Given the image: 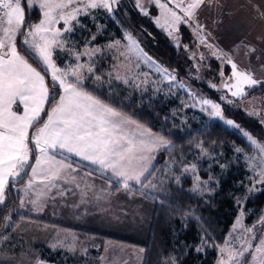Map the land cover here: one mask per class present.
I'll return each mask as SVG.
<instances>
[{"label":"snow or ice","instance_id":"6c2138e0","mask_svg":"<svg viewBox=\"0 0 264 264\" xmlns=\"http://www.w3.org/2000/svg\"><path fill=\"white\" fill-rule=\"evenodd\" d=\"M118 2L119 0H37L43 18L39 23L26 25L22 3L32 7V0H0V203L5 202L8 186L13 181L22 179L28 168L31 172L23 190L28 192L40 186L44 189L38 199L31 201L37 211H42L48 200L55 201L57 196L66 197L73 190L63 187L61 181L76 171L66 162L74 159L94 171L100 170L102 175L110 174L115 178L116 184H122L124 190L136 185L142 196L160 202L156 195L159 192L157 184L154 180L148 183L145 181L152 175V153L168 150L171 143L152 133L150 129L143 128L110 103L86 91L87 79L94 78L99 82L103 77L95 75L94 62L81 63L80 60L84 56L91 58L99 49L77 54L74 51L75 45L66 47L71 44L66 34L73 32V22L78 24L81 14L90 15L92 10H104L115 19ZM206 4L207 0H154L153 6L165 18V23L170 27L169 34L173 30L178 31V26L181 25L194 26L199 44L212 49L214 55L218 53V58L225 60L231 67V76L222 81L223 89L232 97H241L245 94L244 86L251 89L264 84V80L254 78L250 71L241 70L228 52L212 43L214 38L210 30L199 22L198 16L199 9ZM137 6L143 11L140 0H137ZM260 15L264 16V12H260ZM61 22L63 29L57 27ZM20 36H23L20 44L25 48V53L18 50L17 40ZM124 39L130 41V46L140 53L144 63L167 78L170 92L171 87H176L187 93L186 82L178 80L174 71L158 65L139 48L130 33ZM94 40L95 37L92 42ZM109 47L123 48L128 45L114 43ZM244 47L246 57L256 51L254 47ZM59 50L71 53L76 62L59 67L54 58V52ZM195 55L193 53V57ZM32 57H35L36 66ZM203 58L201 54L200 59ZM220 75L223 77V71ZM124 83L129 81L125 80ZM209 86L220 90L216 84ZM188 94L194 101L193 106L199 103L201 110L207 111L209 117L218 118L236 129L240 128L234 121L224 120L221 103L204 97L197 99L195 91ZM220 101L232 102L226 96H221ZM243 135L264 158V143L247 132ZM235 151L240 153L242 149ZM32 158L34 164L30 163ZM246 163L252 173L248 177L252 185L246 189L248 196L264 191V159L257 162L256 157L246 156ZM217 166L222 170L226 168V165ZM190 170L197 173L196 165H192ZM72 179L74 181L75 177ZM212 184L218 185L219 180L214 176L204 180L197 173L190 191L200 196L212 194L216 190L211 187ZM240 186H243V182ZM76 187L79 188V184ZM91 187L86 185V189ZM53 189H56L57 195H47ZM12 190L21 191L16 188ZM246 199L247 196L244 197ZM237 203L238 207H244L239 201ZM23 206L22 201L21 208ZM194 211L195 209H189V213ZM185 219L197 218L186 213ZM259 225H264V217L252 228H244L240 217H237L232 231L224 241V247L219 249L221 259L217 264H264V232ZM236 231L241 234L233 238ZM206 244L207 239L201 237V247L195 250L202 252ZM225 256L226 260L223 258ZM163 264L180 262L169 258Z\"/></svg>","mask_w":264,"mask_h":264},{"label":"rangeland","instance_id":"374dc122","mask_svg":"<svg viewBox=\"0 0 264 264\" xmlns=\"http://www.w3.org/2000/svg\"><path fill=\"white\" fill-rule=\"evenodd\" d=\"M120 1L125 0H119V2ZM126 1H131L142 14L147 12L145 15L149 16L153 23L166 33L173 45L183 50V55L185 58L184 62H187L190 65L191 69L188 71L192 74L189 76L187 73L181 77H177V79L186 82L187 93L186 91L180 90L176 87H171L170 92V85L167 78L161 74H157L154 67H149L148 64L143 62L140 53L135 48L130 46V41L124 39L128 32L123 27H121L116 16L115 19H113L104 10H92L90 15L81 14L78 17L79 23L77 24L76 22H73V32L66 34L67 39L71 41V44L67 45L66 47L70 48L75 45L74 51L77 54L89 51L91 49H99V51L91 58L87 56L81 57L80 62H94L95 75L102 76L103 79L99 82L94 78L87 79L86 81H89L90 84L96 88L110 87L114 83L120 84L126 89V98H136L139 105L146 104L150 101L162 100L165 101V103L167 101H171L172 103H169L172 106L170 112V121L174 129L198 131L199 129L204 128V125L208 124L210 121L216 120L229 128L239 131V133L242 135L244 132H247L257 141L264 143V92H262L264 91V84L257 85L255 86L256 88L253 87L251 89L247 88V86H244L245 94L243 96L232 97L229 92L223 89L222 85V81L227 80L231 76L232 70L230 65H227L225 60L219 59L218 53L214 55L212 49L199 44L198 38L192 26H178V31L173 30L171 31V34H169L170 27L165 23V18L160 15L158 8L153 6L154 0H140V3L143 5V11L137 6V0ZM162 2H164V0H162ZM221 2L229 6L230 4L231 6L238 4V6L233 7L232 9L227 8L224 11H216L215 14L221 13L223 16L220 21H218V24H216V28L214 29L215 31L211 33L212 37L214 38L212 43L218 44L219 47L224 49L229 54H232L235 57V61L238 63V67L240 65L239 57L241 56L243 64L240 65V69L241 66H245L247 69H249L248 62L251 60V65H253V67L263 71L261 74H259L257 79L264 80V67H262L264 66V16L260 15V12H264V0H217V5H222ZM32 4V7H28L26 4L22 3V7L25 5L24 8H27L28 10H32L33 8L37 9L39 18L36 21L28 22L27 25L39 23V21L43 18L42 10L39 8L37 0H32ZM257 9L260 11L258 12ZM215 23H217V21H215L214 24ZM57 27L63 29V22H61L60 25H57ZM93 37H95L94 42H92ZM132 37L137 41L139 48L147 53L139 44L138 40L134 36ZM22 39L23 36H20L19 40ZM240 39H244L245 41L243 40L244 42H242ZM249 41L250 43L248 44L247 42ZM114 43L128 45V47H109ZM185 45H187V47H184ZM235 45L236 47H239H237V50L236 47L235 50H232L231 47H234ZM244 45L254 47L256 51L250 53L246 57V48ZM121 53H124V55H121ZM193 53L196 54L195 57H193ZM201 54L204 57L203 59H200ZM148 56H150L158 65L165 68L157 59L149 54ZM257 57H259V60ZM54 58L56 59L59 67H64L68 63L74 64L76 62L71 53L64 50L55 51ZM222 64L224 67H222ZM222 71L224 74L223 77L220 75ZM125 80H128L129 83L125 84ZM210 84H216L217 88L220 90L217 91L212 89L209 86ZM193 91L197 93V99L204 97L214 102L221 103V110L224 120H232L235 124H238L240 128L236 129L230 125H226L224 121L219 120L218 118L209 117L207 111L201 110V105L199 103H195V106H193L194 101L188 94ZM221 96H226L227 100L232 102H221ZM237 109L241 110L244 116L254 118L257 120V122H259L263 128L262 136L259 137L254 135L233 117L228 116L227 113L232 114ZM127 117L130 118L129 116ZM137 124L141 125L143 128H146L138 122ZM151 132L157 134L153 131ZM243 137L250 145L247 137L244 135ZM163 139L169 141L164 137ZM170 143L173 145L172 142ZM251 147L252 150H243L239 146L230 145L228 149L220 148L217 152L204 148L202 142L199 141L195 145L194 159L181 166V171L179 174L175 173L173 177L177 179L180 176L188 175L192 178L194 186L196 174L198 173L200 176L199 172L201 171L200 168L202 167L204 168L206 177L202 178L200 176V178L204 180H207L209 176H214L219 180L222 174H226L228 171H231L235 174L239 173L241 177L239 181L240 184H238L241 185V182H243L242 187L245 189V194L239 203L244 204V197L248 195L246 189L252 186L248 179L252 173L248 170L246 156L256 157L257 162H260L262 159H264L261 157L259 151L254 148V146ZM236 149H242V152L237 153L235 151ZM72 163H77L80 166L87 168L84 164L78 163L75 159L72 160ZM192 165H196L197 173H193L190 170ZM217 165H226V168L222 170ZM240 166H242V169H239ZM169 168H171V166H169ZM186 168L189 169V171L185 172L184 169ZM88 169L93 170L91 167H88ZM94 172H87L88 178L82 174H78L76 176L81 179H88V181L92 180L93 176L96 178L97 174H100V176H105L101 174L100 170H96ZM99 178L104 180L103 182H106L107 184H111L110 179H113L110 175L105 176L104 178L106 179L103 177ZM216 186V184L211 185L212 188ZM246 216L247 213L245 212L244 208L239 207L238 213L234 218L226 238H228L230 231H232L233 224L237 221V217H240L244 228H252L254 224H257V222L262 217H264L262 214L255 221L248 224L246 223ZM24 225L26 226L25 228H23ZM31 226L27 222L22 223L20 226L18 225L12 233L13 238H19V230L23 228L24 231L26 230V233H23V236L27 241H29L28 239L31 238L32 235L37 240L44 242L50 241L51 239H57L59 237H63L64 239V234H61L59 230H37ZM259 228L262 232H264V225H259ZM240 234L241 233L239 231L234 232L233 238L239 237ZM108 235H113L114 237L120 238L128 237L113 232L109 233ZM4 242L5 241L0 240V264H47L45 261L40 259V256L32 254V252L29 255L25 252L23 253L26 255L19 252V244L16 247V244L11 243L8 245ZM25 246H27V244ZM222 247H224V243L220 246H217V258L213 264H217L218 260L221 259L219 249ZM113 253L114 251L111 248L104 250V253L102 252L104 258L103 262H107L108 256L110 257ZM223 258L225 260L227 259L226 256ZM248 259L251 260V257ZM136 262L137 264H141V256L137 258Z\"/></svg>","mask_w":264,"mask_h":264},{"label":"trees","instance_id":"16d2710c","mask_svg":"<svg viewBox=\"0 0 264 264\" xmlns=\"http://www.w3.org/2000/svg\"><path fill=\"white\" fill-rule=\"evenodd\" d=\"M25 15L26 25L39 18V13L34 8H25ZM115 16L121 27L134 36L142 48L165 68L174 71L177 77L192 74L188 71L191 69L190 65L184 62L183 50L175 47L166 33L159 29L149 16L142 14L131 1H120ZM19 42L18 38V50L25 53ZM31 60L36 66L35 58L32 57ZM85 89L173 144L168 150H159L154 154L152 175L145 181L148 183L154 180L159 188L156 195L160 201L150 198L153 201V210L147 240L144 243H134L97 235L98 240L88 249L90 257L97 258L101 254L104 239H114L142 247V264H163V261L169 258L179 261L180 264H213L217 258L216 248L224 243L238 213L237 202L245 194V189L239 185L241 176L231 171L223 173L219 184L214 187L215 192L204 196L190 191L193 187L190 176L178 177L179 182L173 176L175 173L179 174L181 166L194 159L195 145L199 141L204 148L217 152L220 148L228 149L230 145L239 146L243 150H252V147L239 131L216 120L210 121L198 131L174 129L170 121L171 101H150L139 105L136 98L127 99L126 89L116 83L110 87L96 88L86 81ZM227 114L254 135L262 136L263 128L254 118L244 116L238 109L232 114ZM239 169H242V166ZM200 170V176L205 178L204 168ZM11 185L12 183L5 191V202L0 203V240L21 217L17 212L19 195L11 189ZM243 205L247 213L246 223H252L264 215V191L247 195ZM189 209L195 211L189 213ZM186 213L197 219H185ZM201 237L207 239V244L203 251L198 253L195 249L201 247Z\"/></svg>","mask_w":264,"mask_h":264},{"label":"crops","instance_id":"0c3cea01","mask_svg":"<svg viewBox=\"0 0 264 264\" xmlns=\"http://www.w3.org/2000/svg\"><path fill=\"white\" fill-rule=\"evenodd\" d=\"M221 4L217 5V0H207L206 6H202L198 11L199 22L206 25L211 33L215 31L216 24L223 16L221 13L215 14L216 11H224L227 8L232 9L238 6V4L235 6L230 4L229 6L222 2ZM215 21L217 23L214 24ZM189 26L194 28L193 25ZM243 40L240 39V41L244 42L245 40ZM247 43L249 44L250 41ZM236 45L231 47V49L235 50ZM229 55L237 63L235 57L232 54ZM239 59L240 65H242L241 56ZM248 67L249 69L241 66V70L250 71L254 78H258L259 74L263 72L253 67L251 60L248 62ZM156 152L152 153V156ZM66 162L70 163L71 167L76 169V171L70 176L64 177L61 185L72 189L75 194L69 192L64 198L57 196L55 201L48 200L42 211H37L31 201L38 199L39 194L44 192L43 186L30 189L28 192L23 190L29 179L30 168L27 169L22 179L12 182L11 189L21 190L17 192L19 195L17 212H19L21 217L15 226L4 234L3 237H7V239L2 237L1 240L8 245L11 243L16 244V247L19 244V252L22 254L25 252L28 255L32 252V254L40 256V259L47 264H137V258L140 256L142 264L144 249L122 241L114 239L103 240L102 252L104 253L107 248H111L114 251L110 257L108 256L107 262H103L102 252L97 258L90 257L88 249L89 246L98 240L97 235L114 237L113 235H108L111 232L128 236L127 238H115L134 243H144L149 234L153 201L142 196L136 185L124 190L122 184H116L115 178L110 174L108 175L113 178L110 179L111 184L104 183V180L99 177L104 178L105 176H100V174H97L96 178L93 176L90 181L78 178L76 176L78 174L88 178L87 172L94 171L77 163L76 165L72 161ZM30 163H35L34 158L30 159ZM72 177H75L74 181ZM77 184H79V188L76 187ZM61 185H58V187ZM86 185H91V189H86ZM85 192L87 193L86 195ZM47 195L56 196V189H53ZM22 201L24 202L23 208H21ZM76 205H80V207H76ZM26 222L37 230H59L61 234H64V239L59 237L44 242L37 240L32 235L27 241L23 236V233H26V230L24 231L23 229L26 227L25 225L19 230V238H13L12 233L16 227ZM24 244H27V246Z\"/></svg>","mask_w":264,"mask_h":264}]
</instances>
